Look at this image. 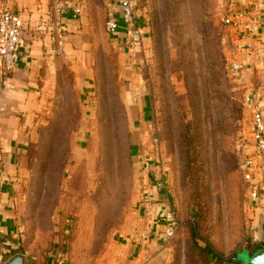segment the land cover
I'll return each instance as SVG.
<instances>
[{
	"label": "rangeland",
	"instance_id": "obj_1",
	"mask_svg": "<svg viewBox=\"0 0 264 264\" xmlns=\"http://www.w3.org/2000/svg\"><path fill=\"white\" fill-rule=\"evenodd\" d=\"M92 2L82 32L39 72L27 175L14 193L24 238L15 257L96 264L139 220L140 187L159 174L179 222L167 264H213L198 250L206 243L222 259L248 264L261 250L252 241L260 211L248 205L234 142L248 129L246 95L264 91V51L240 49V33L221 22L242 1L138 0L148 46L137 69L144 98L134 136L120 49L106 32L110 13L105 0ZM138 160L150 166L147 176Z\"/></svg>",
	"mask_w": 264,
	"mask_h": 264
},
{
	"label": "crops",
	"instance_id": "obj_2",
	"mask_svg": "<svg viewBox=\"0 0 264 264\" xmlns=\"http://www.w3.org/2000/svg\"><path fill=\"white\" fill-rule=\"evenodd\" d=\"M81 1L0 0V10L9 8L19 13L26 23L30 22V31L24 28L21 33L19 43L21 57L18 65L11 73L4 74L0 64V254L5 260L12 258L11 254L20 248L21 240L24 239L20 235L21 227L15 214L14 193L27 175L30 123L38 107L39 72L45 62L49 61L50 54V42L46 34L38 35L32 25L46 19L58 20L54 9L59 6L61 8L59 23L66 35L63 47L65 51L68 39L73 37L71 33L82 32L79 30V24L83 23L88 8L79 14L74 11ZM89 1L85 0L86 6ZM241 1L247 9L241 27H255L252 41L260 53L264 51V0ZM119 2L120 0H105L110 16L115 18L122 27ZM134 2L135 24L142 33L140 45L130 44L122 28L113 38L118 42L120 49L118 78L125 86V88L121 86V94L128 115H131V122L136 125L132 136L136 135L138 126L141 125L138 115L144 97H142L141 79L137 69L146 51L144 49L148 46L146 20L139 9L138 0ZM86 85V82H82L83 89L91 87ZM259 103L264 106V98L260 99ZM248 119L246 132H250L251 127L249 114ZM138 163L144 169L147 166L140 160ZM143 187L144 183L140 187L141 193ZM167 205H169V198L164 193L155 191V199L150 208L151 220L149 224H146L139 202L138 210H136L139 213V220L128 224L127 229L124 228L123 233H126V236L123 239H117L97 257L96 264H167L169 254L166 243L163 241L164 225L160 218L162 210ZM145 227L149 230V234L144 239V244L140 245L139 235Z\"/></svg>",
	"mask_w": 264,
	"mask_h": 264
},
{
	"label": "built area",
	"instance_id": "obj_3",
	"mask_svg": "<svg viewBox=\"0 0 264 264\" xmlns=\"http://www.w3.org/2000/svg\"><path fill=\"white\" fill-rule=\"evenodd\" d=\"M85 6V0H82L75 7V13L79 14L85 9ZM119 6L122 27L115 18L109 16L106 22L107 31L114 38L119 29L122 28L130 44L140 45L142 33L135 24L134 0H120ZM54 12L58 20L37 21L32 27L38 35L46 34L50 42L49 52L59 54L63 51L66 35L65 30L59 23L61 8L57 6ZM245 12H247V9L244 6L238 9L234 4H231L229 11L222 16L221 22L225 27L232 28L237 31L236 33H240L239 48L253 56L259 53L258 48L252 41L255 27H241ZM29 23H26L19 13L9 8L0 10V64L4 74L11 73L20 62L19 43L21 33L24 28L29 30ZM230 70L237 73L240 70V64L234 61L231 62ZM255 95L254 92H248L245 97L244 106L250 118V132L242 131L239 133L234 142V151L242 178L247 185L248 205L260 211L259 221L264 227V106L259 103L260 96L264 98V91L262 95H258L259 98H256ZM149 170L150 166L147 165L144 169L146 176ZM149 182L144 184L140 201L143 219L146 224H149L151 220L150 208L155 199V191L162 192L168 197L167 188L161 175H155L152 181ZM160 218L164 225L163 241L166 243L175 236L179 228V222L170 204L162 210ZM148 234L149 230L146 227L141 230L139 235L140 245L144 244V239ZM252 241L259 243L261 249L264 250V236L260 235V238L253 237ZM8 261L0 254V264H6ZM62 261L61 258L59 264Z\"/></svg>",
	"mask_w": 264,
	"mask_h": 264
},
{
	"label": "trees",
	"instance_id": "obj_4",
	"mask_svg": "<svg viewBox=\"0 0 264 264\" xmlns=\"http://www.w3.org/2000/svg\"><path fill=\"white\" fill-rule=\"evenodd\" d=\"M91 4H93L92 0H90L89 3H88V6H87L88 9L91 7ZM109 16H110V14L108 15V19H109ZM106 32H107L108 35H110L109 32L107 31V29H106ZM130 137H131V136H130ZM236 160H237V158H236ZM190 234H191V237H192L193 240H194V239L196 238L194 228H192V230L190 231ZM256 247H257V246H256ZM255 249H256V248H255ZM255 249H254V250H255ZM198 250H199L203 255L206 256V258L208 259V261H209L210 263H213V264H217V263H219V262H220V263H221V262H224V263H226V264H244L243 262H241V261L238 259V256H237V257H234V258H231V259H227V260L222 259L220 256H218V255L214 252V250L211 248V246H210L208 243H206L203 247H198ZM256 250H257V249H256ZM17 254L22 255V252L19 251L18 253H16V252H14V254L12 253V254H11L12 258L15 257V256H17ZM12 258H8V259L10 260V259H12ZM30 259H31V258H30ZM30 259H28V260H29V261H28V264H36L34 261H32V260H30ZM248 264H249V263H248Z\"/></svg>",
	"mask_w": 264,
	"mask_h": 264
},
{
	"label": "water",
	"instance_id": "obj_5",
	"mask_svg": "<svg viewBox=\"0 0 264 264\" xmlns=\"http://www.w3.org/2000/svg\"><path fill=\"white\" fill-rule=\"evenodd\" d=\"M260 231H261V235L264 236V227H262L261 224H260ZM245 254H248V253L245 252ZM248 263L249 264H264V250L261 249L253 253L252 255H249ZM6 264H23V259L22 257H15L9 260Z\"/></svg>",
	"mask_w": 264,
	"mask_h": 264
}]
</instances>
